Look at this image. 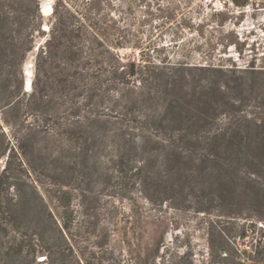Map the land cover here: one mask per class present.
Listing matches in <instances>:
<instances>
[{
	"label": "trees",
	"instance_id": "trees-1",
	"mask_svg": "<svg viewBox=\"0 0 264 264\" xmlns=\"http://www.w3.org/2000/svg\"><path fill=\"white\" fill-rule=\"evenodd\" d=\"M138 1L149 21L174 20L178 10L172 0L164 4ZM231 1L243 9L249 0ZM40 8V0H0V51L16 76L23 73L21 66L28 55L34 54L30 90L20 87L10 92L6 104L12 117L25 125L19 136L30 142L29 148L42 133L39 129L49 134L51 122L60 149L66 144L73 157V169L94 167L106 155L118 159L121 166L134 152L152 158L153 163L142 162L136 171L137 183L155 196L154 201L168 196L172 186L185 185L181 196L192 199L190 205L196 213L235 214L250 201L261 203L264 186L255 177L264 171V127L217 118L220 104L227 102L214 98L218 82L211 77L225 76L223 84L228 87L229 71L210 64L174 63L170 58L144 60L143 54L137 62H123L118 51L130 42L127 29L118 25L122 11L113 0H54L47 17ZM188 70L206 74L202 82L196 80L190 86L200 89L194 104L172 98L185 87L183 72ZM143 88L155 95L143 97L136 91ZM140 105L146 108L140 110ZM251 130L256 131L255 139L250 138ZM3 177L1 173L0 204L6 195ZM30 180L43 187L55 209L59 203L67 205L69 194L57 196L55 183ZM39 199L47 222L54 223ZM4 220L9 228L8 250L20 255L24 264H64V253L58 257L56 245L40 222L22 226L14 212ZM246 231L243 224L234 233L244 237ZM234 264H246V260Z\"/></svg>",
	"mask_w": 264,
	"mask_h": 264
},
{
	"label": "rangeland",
	"instance_id": "rangeland-1",
	"mask_svg": "<svg viewBox=\"0 0 264 264\" xmlns=\"http://www.w3.org/2000/svg\"><path fill=\"white\" fill-rule=\"evenodd\" d=\"M113 1L122 11L118 25L127 29L130 42L118 51L123 62H137L143 54L144 60L161 57L189 66L221 67L229 71L228 87L223 84L225 76L211 77L218 82L214 98L227 102L220 104L217 118L264 127V0H249L243 9L231 0H172L178 10L171 21H149L138 0ZM53 2L40 0V5L51 10ZM33 57L28 55L21 66L23 73L16 76L0 51V174L4 173L6 188L0 204V264H24L20 255L8 250L9 228L4 218L9 220L11 212L22 226L40 222L56 245L58 257L64 253V264H234L239 259H245L246 264H264V237L260 236L264 235V197L258 204L250 201L239 213L226 211L223 215L194 212L192 199L181 196L185 185L172 186L168 196L154 201L155 196L137 183L136 171L142 162L153 163L152 158L134 152L121 166L118 159L106 155L94 167L73 169V157L66 144L60 149L51 122L49 134L39 129L42 133L29 148L30 142L19 136L25 125L12 117L6 104L10 92L20 87L26 91L27 69L32 83ZM204 75L197 70L184 71L185 87L176 90L172 98L194 104L200 89L190 86L196 80L202 82ZM145 88L136 91L143 97L155 95ZM144 106L140 105V110ZM139 107L135 106V112ZM262 135L264 138V130ZM255 136L256 131L251 130L250 138ZM257 176L264 186V171ZM31 178L55 183L57 196L69 194L67 205L59 203L55 209L43 187L32 184ZM38 195L54 223L47 222ZM243 224L245 236H235V229ZM219 248L225 254H220Z\"/></svg>",
	"mask_w": 264,
	"mask_h": 264
},
{
	"label": "bare ground",
	"instance_id": "bare-ground-1",
	"mask_svg": "<svg viewBox=\"0 0 264 264\" xmlns=\"http://www.w3.org/2000/svg\"><path fill=\"white\" fill-rule=\"evenodd\" d=\"M48 1V0H47ZM49 10H50V6H48V5H44V7H43V15H47V13L49 12ZM26 72H27V75H26V77H27V80H26V82H30V70L29 69H27L26 70ZM31 86V85H30ZM30 88L28 87L27 88V91L29 90Z\"/></svg>",
	"mask_w": 264,
	"mask_h": 264
},
{
	"label": "water",
	"instance_id": "water-1",
	"mask_svg": "<svg viewBox=\"0 0 264 264\" xmlns=\"http://www.w3.org/2000/svg\"><path fill=\"white\" fill-rule=\"evenodd\" d=\"M40 11H41V13H43V8L41 7L40 8ZM49 12H51V10L49 11ZM25 74H27V72L25 71ZM31 82H25V84H24V89L27 91V88L29 87V88H31Z\"/></svg>",
	"mask_w": 264,
	"mask_h": 264
},
{
	"label": "built area",
	"instance_id": "built-area-1",
	"mask_svg": "<svg viewBox=\"0 0 264 264\" xmlns=\"http://www.w3.org/2000/svg\"><path fill=\"white\" fill-rule=\"evenodd\" d=\"M259 225H261V224H259ZM262 226V225H261ZM264 227V226H263Z\"/></svg>",
	"mask_w": 264,
	"mask_h": 264
}]
</instances>
